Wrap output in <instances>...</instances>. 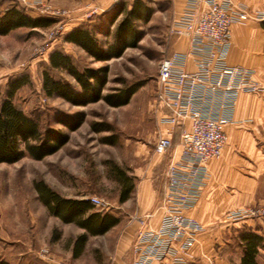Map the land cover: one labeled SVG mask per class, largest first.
Listing matches in <instances>:
<instances>
[{
  "label": "rangeland",
  "instance_id": "rangeland-1",
  "mask_svg": "<svg viewBox=\"0 0 264 264\" xmlns=\"http://www.w3.org/2000/svg\"><path fill=\"white\" fill-rule=\"evenodd\" d=\"M144 1L152 7L153 15L148 23L137 24L142 32L138 46L127 49L121 58L107 63L109 74L104 93L125 84H140L141 87L126 106L113 108L102 101L86 107H73L63 100L46 98L41 90V75L47 67L49 53L54 50L70 55L80 68L103 65L64 43L63 37L73 25L80 23L84 27L89 19L96 22L109 7L108 0H0V13L16 7L32 18L53 21L44 29L33 32L20 29L0 36L1 97L5 96L9 79L27 75L30 83L17 91L13 102L27 116L38 121L41 128L63 129L56 123L62 114L85 113L82 126L69 134L68 143L57 153L40 161L26 155L17 163L0 164V261L9 264H110L112 261L110 257L106 260L101 237H89L82 254L73 258V242L82 233L81 229L50 215L39 201L33 185L43 181L64 198H98L102 204L94 207L95 211L117 216L122 221L125 217L133 220L134 215L129 217L127 214L133 208L128 206L129 201L119 202L121 183L118 176L122 172L131 177L135 190L138 178L134 176V170L143 162L138 149L153 147L159 130L158 65L172 53L175 41L169 34L172 1ZM123 2L130 5L132 0ZM60 25L63 34H57L48 52L40 54L41 47L51 38L50 32H55ZM53 75L74 84L63 72H54ZM95 123L106 125L108 131L93 132L91 126ZM106 138L112 143L107 144ZM164 171L165 167L153 183L158 192V206L165 185ZM257 198L260 202L254 206L264 205V176L259 183ZM226 215L222 220L227 228H220L222 235L230 240L226 260L228 264H239V234L255 232V228L260 229V235L264 237V219L232 223L225 221ZM258 264H264V249L258 256Z\"/></svg>",
  "mask_w": 264,
  "mask_h": 264
},
{
  "label": "built area",
  "instance_id": "built-area-1",
  "mask_svg": "<svg viewBox=\"0 0 264 264\" xmlns=\"http://www.w3.org/2000/svg\"><path fill=\"white\" fill-rule=\"evenodd\" d=\"M121 0H108L109 7ZM249 21L264 24V9L248 10L232 0H186L181 14L172 20L169 34L184 39L186 48L174 50L158 65L156 99L162 112L154 152L169 157L173 137L179 132L180 153L168 161L162 200L155 212L134 216L138 223L131 264H187L191 249L199 243L204 227L187 212L197 204L207 179V165L221 157L235 123V109L242 94L264 96V81L253 70L227 63L231 26ZM63 26L50 32L39 53L50 49ZM99 207L98 198L88 199ZM158 215V222L152 219ZM264 219V205L239 208L226 222ZM110 264H119L111 261ZM206 264H214L207 259Z\"/></svg>",
  "mask_w": 264,
  "mask_h": 264
},
{
  "label": "trees",
  "instance_id": "trees-1",
  "mask_svg": "<svg viewBox=\"0 0 264 264\" xmlns=\"http://www.w3.org/2000/svg\"><path fill=\"white\" fill-rule=\"evenodd\" d=\"M153 9L144 0H132L126 4L121 0L97 18L91 27H76L66 33L63 42L81 50L91 61L102 63L100 67H78L72 57L60 50L49 53L47 67L42 72L41 90L46 98L60 99L73 107H86L104 102L110 107L126 106L141 87L140 84H125L111 92L104 93L108 83L107 63L119 59L129 48H136L142 39L138 23L146 24L153 15ZM53 23L50 19L32 18L16 7L0 13V36H7L20 29L33 32ZM104 40V41H103ZM54 72H63L74 84L57 78ZM30 79L21 75L9 79L5 96L0 93V164H14L24 156L40 161L57 153L69 141V134L78 130L85 121V113L76 111L62 114L56 123L63 129L41 128L38 121L27 116L13 102L14 95L28 85ZM95 133L108 131L106 125L95 123ZM111 144L109 138L104 139ZM119 202L129 199L134 184L132 178L120 173ZM34 190L41 204L53 217L64 224H73L83 232L73 242V258H78L90 236H101L115 226L119 219L95 211L89 200L61 197L43 181L34 183ZM241 255L239 264H258V256L264 249V237L252 231H243L238 236ZM0 264H9L0 261Z\"/></svg>",
  "mask_w": 264,
  "mask_h": 264
},
{
  "label": "crops",
  "instance_id": "crops-1",
  "mask_svg": "<svg viewBox=\"0 0 264 264\" xmlns=\"http://www.w3.org/2000/svg\"><path fill=\"white\" fill-rule=\"evenodd\" d=\"M171 1L172 22L183 11L186 0ZM232 1L248 10L264 9V0ZM109 9L110 7L104 12ZM86 23V27H91L95 22L89 19ZM79 24L73 25L72 29L81 27ZM185 48L184 39H175L173 51ZM227 63L253 70L256 79L264 81V24L249 21L231 26V48ZM162 112L159 111V118ZM167 128L158 122L159 130L165 131ZM225 132L228 143L221 157L208 163L207 179L200 198L195 207L187 212L204 227L199 235L198 245L188 253L187 264H206L207 259L213 260L214 264H228L226 256L230 252L228 247L230 240L222 235L220 228H227V225L223 226L225 222L222 217L230 211L251 207L257 201L260 202L257 192L260 180L264 176V143H261L264 142V96L240 95L235 109V123L227 126ZM178 142L179 132L176 131L173 137L174 148L169 157L156 154L155 143L152 144L153 147H139L141 154L139 158L143 159V162L134 170L138 184L131 198L126 200L129 201L128 206L133 207L127 213L129 217L132 215L141 217L155 212L158 206V192L153 183L161 169L166 167L172 154L173 158L178 157L180 153ZM114 217L119 219L117 216ZM152 222L154 225L157 224L158 215L154 216ZM137 229L138 223L125 217L124 221L119 219V222L105 234L90 238H103L107 261L110 257L119 264H131L134 258L132 246ZM253 231L261 233L260 229L254 228Z\"/></svg>",
  "mask_w": 264,
  "mask_h": 264
}]
</instances>
